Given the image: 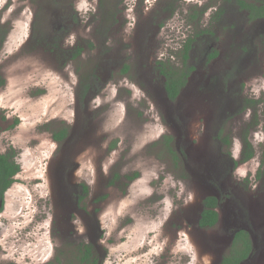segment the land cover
Segmentation results:
<instances>
[{"label":"rangeland","instance_id":"rangeland-1","mask_svg":"<svg viewBox=\"0 0 264 264\" xmlns=\"http://www.w3.org/2000/svg\"><path fill=\"white\" fill-rule=\"evenodd\" d=\"M237 7L0 0V153L19 165L0 212V264H80L83 242H93L99 264H213L240 228L256 241L239 264H264V105L241 112L264 97V17L250 24ZM235 36L246 39L240 53L251 60L228 81L223 62L243 56L226 48ZM187 42L192 68L171 100L159 69H181ZM227 83L240 100L222 113L211 99ZM256 122L248 133L254 156L229 174L223 154L237 158L240 135ZM218 126L231 149L208 136ZM217 162L222 213L217 227L202 230V183H212Z\"/></svg>","mask_w":264,"mask_h":264},{"label":"flooded vegetation","instance_id":"flooded-vegetation-1","mask_svg":"<svg viewBox=\"0 0 264 264\" xmlns=\"http://www.w3.org/2000/svg\"><path fill=\"white\" fill-rule=\"evenodd\" d=\"M258 1L259 0H237V2H238V7H237V12L238 11H244V14H245V16H246V19H247V22H249L250 24H253V21H255L256 19H263V17H264V15L263 16H259L258 14L260 13V12H264V9H258V10H256L255 9V6H261V5H259V3H258ZM258 4V5H257ZM261 7H263L264 8V5L263 6H261ZM260 11V12H259ZM236 12V13H237ZM201 14H203V11H202V13ZM257 16V17H256ZM244 19V22H245V18H243ZM232 21H234V23H235V20L233 19ZM238 26L239 27H241L240 25H238V24H236L235 23V25L234 26H231L232 28L234 27V28H236L237 30H236V32H238L239 31V28H238ZM256 29H257V27H255ZM258 30V29H257ZM251 32V31H250ZM249 32V33H250ZM255 32H256V30H255ZM237 33H235L234 35H236ZM256 35V33L254 34V36ZM232 37H233V35H231ZM237 37L235 36V40L234 39H228V41H231V42H227L228 43V45L229 46H226V48H227V50H228V48L231 50V54H237V52H238V50L237 49H239V53L241 52V51H244L245 49L243 48V46L242 45H244L243 44V42H245L246 41V39L245 38H241V39H236ZM225 41H227V39L225 38V40H224V44H225ZM234 43V45L233 46H231V44H233ZM238 44V46H236ZM224 46V45H223ZM246 47V46H245ZM225 48V47H224ZM213 53V52H212ZM211 53V54H212ZM217 53L216 52H214L213 54H212V56L210 57V59L212 60L214 57H216L217 55H216ZM240 55L242 56V57H239V56H236L235 58H236V60L237 61H239V62H237V65H236V63H232V64H230V63H227V62H223L224 64L222 65V69L224 70V69H226V67L228 68V70L227 71H225L224 72V74L226 75V77L228 78V81L229 80H237L238 78H236V76H238L239 75V69H241L242 67H243V65H244V63L246 62V63H248L251 59H248L247 57H244V56H247V54H242V53H240ZM207 57H209V56H207ZM235 58H230V59H235ZM238 59H240V60H238ZM226 60H229V58L228 59H226ZM245 63V64H246ZM262 73H264V70L261 72V74ZM218 79V78H217ZM221 79H223V78H221ZM224 80V79H223ZM230 82H233V81H230ZM229 83V82H228ZM228 83H227V89H215V91L217 92V93H220V94H217V95H215V96H213L212 97V99H211V103L212 104H214V106L212 105V107L213 108H215V109H217V111L218 112H220V111H222V113L225 111L226 112V110H228V109H225L226 107H229V105H231V103H232V101H233V103L235 104V100H240L239 99V95L237 96L236 95V89H233V90H231V89H229L228 88ZM216 87V86H215ZM218 87L220 88V84L218 85ZM224 93H226V94H224ZM240 93V92H239ZM258 104H262V105H264V97L262 98V101H261V99H259V98H257V99H254V98H250L249 100H247V104H246V106H244V108L241 110V112L243 113V112H245L247 109H256L258 106ZM257 124V122L255 123V124H253V125H251L249 128H247L246 130H244V132L240 135V139H241V141H242V137L246 134V133H250V131L252 130V128L255 126ZM208 126V125H207ZM220 131H221V134H220ZM227 134V132H225L224 131V129L222 128V127H220V126H218L217 128H216V130H215V132L212 134V135H208L212 140H215L217 143H218V146L219 147H222V149H225V148H228L229 147V149H231V147L233 146V142H232V140H233V138H230V140H229V142L228 143H224L223 142V140H222V138L224 139V136ZM248 139H249V134H248ZM249 141H250V139H249ZM263 141H264V139H263ZM243 143V142H242ZM264 145H261V147H260V150H258V152H259V155L261 156V158L262 157H264V148L262 149V147H263ZM253 147V146H252ZM201 149V148H200ZM254 150V149H253ZM242 151H243V146H242V149L240 150V152H239V156L237 157V158H235L232 154H230L229 152H226V153H224L223 155H225V156H228L229 157V159H230V161H229V163H230V166H229V174H232V172H234V170H235V168L240 164V163H243V162H241V155H242ZM186 156H187V158H188V156H189V153H186ZM187 158H186V160H187ZM11 159H14V157L13 158H11ZM14 161L16 162V160L14 159ZM210 161H211V163H212V158H210ZM17 163V162H16ZM218 163V162H217ZM263 164V165H262ZM218 165L219 166H215V168H214V170H212V171H210L211 173H212V179H213V181H212V183H211V181H209V178L210 177H208V180L206 179L205 180V184L204 183H202V185H203V188H205V190H208L209 191V194L208 195H205V196H203V198L199 201V204H198V206H197V211H198V215H199V219H200V215H201V213H202V211L204 210V209H206V208H208V207H206V203H205V199L207 198V197H214V198H216V203L213 205V206H211L210 208L213 210V211H215L216 212V214H217V219H216V222L214 223V225L213 226H207V227H201V226H199L198 225V228L199 229H207V230H209V229H211V228H213V227H217L218 226V224H219V222H220V212L222 213V210H221V197L219 196V192H218V190H217V188H222V184H221V178H222V175L224 174V170H223V168H222V166L220 165V163H218ZM264 166V162H263V160L260 162V164H259V166ZM226 186L228 187V186H230V185H228V184H226ZM231 187V186H230ZM8 189V188H7ZM7 189L3 192V194L2 195H0V212H1V208H2V206H3V202H4V198H5V196H6V191H7ZM264 207V206H263ZM253 211V209L251 210V212ZM199 219H198V223H199ZM239 230H243V231H247L246 229H242V228H240V229H234L233 230V237H232V243H233V240H234V236H235V234H236V232L237 231H239ZM248 232V234H249V237H250V239H251V250H250V252L249 253H252V251H253V248H254V246H255V241H256V239H254V237H253V235L251 234V232H249V231H247ZM73 236V235H72ZM261 237L264 239V235L262 234L261 235ZM255 240V241H254ZM86 243H88L89 245H91V248H92V252H93V242H83V243H81V244H79L80 245V247L82 246V244H86ZM222 255H220L219 256V260H217V262H216V260L215 261H213V264L216 262V264H220L221 263V261H222V258H223V256L221 257ZM99 264V263H98Z\"/></svg>","mask_w":264,"mask_h":264},{"label":"trees","instance_id":"trees-1","mask_svg":"<svg viewBox=\"0 0 264 264\" xmlns=\"http://www.w3.org/2000/svg\"><path fill=\"white\" fill-rule=\"evenodd\" d=\"M255 9L258 10L264 8L261 6H255ZM201 13L199 15H201ZM258 15L263 16L264 12H260ZM2 42H3V37L0 38V44ZM189 47L190 44L189 42H187L183 48L184 52L182 53L181 69L170 65H168V67L160 66L159 71L165 77V81H164L165 92L167 97L171 100H174L178 96L180 92V88L187 81L188 73L192 68L190 66H187V58H188L187 52L189 50ZM80 51L81 50L78 49L76 54H78ZM127 68L128 66L125 65L123 71H126ZM65 134H66V129H62L59 132V136H55V138L57 140H60L64 138ZM164 138L168 143L173 140V137H169L167 135H165ZM222 140L225 144L228 143L229 142L228 134H226L224 136V139L222 138ZM242 142H243V151L241 155V162H246L247 160H250L254 156V150L251 142L248 139V133H246L242 137ZM168 150L173 155V157H175L177 163L178 162L181 164L184 163V158L181 159L180 157L177 156L178 153L176 149L173 150L169 148ZM13 157L14 155L11 152L0 153V195H2L7 188H9V186L14 180L13 176L19 170L18 163H16L14 159H11ZM205 203H206V207L208 208L202 211L198 225L201 227L213 226L214 223L216 222L217 214L210 207L216 203V198L212 196L207 197L205 199ZM238 246L240 247L237 248ZM251 247H252L251 239L249 237L248 232L243 230L237 231L234 236L232 248L229 250L228 253H226L223 256L220 264H239L243 259L247 257V255L251 250ZM78 251L80 253L78 257L80 260V264H83L82 262H85V264H98L97 258L94 257L92 253L91 245H89L88 243L82 244V246L78 248Z\"/></svg>","mask_w":264,"mask_h":264}]
</instances>
